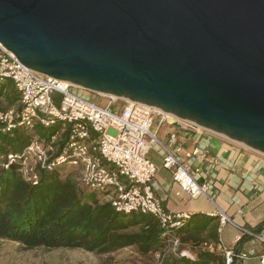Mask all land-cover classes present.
<instances>
[{
	"label": "water",
	"instance_id": "1",
	"mask_svg": "<svg viewBox=\"0 0 264 264\" xmlns=\"http://www.w3.org/2000/svg\"><path fill=\"white\" fill-rule=\"evenodd\" d=\"M24 66L264 154V0H0Z\"/></svg>",
	"mask_w": 264,
	"mask_h": 264
},
{
	"label": "built area",
	"instance_id": "2",
	"mask_svg": "<svg viewBox=\"0 0 264 264\" xmlns=\"http://www.w3.org/2000/svg\"><path fill=\"white\" fill-rule=\"evenodd\" d=\"M7 81L17 91L21 108L0 112L1 132L11 133L17 128L34 132L38 126L50 128L57 124L62 129L48 141L33 140L21 154L0 153V170L18 165L24 180L32 185H38L41 171L78 170L79 184L88 191L105 194L106 202L116 211L148 214L158 221L165 242L163 249L155 253L156 264H164L171 256L195 260L181 250L177 234L191 214L167 212L163 208L155 195L159 169L149 154L152 150L159 152L163 167L171 171L174 182L191 198L211 197V186L201 183V173L193 169L194 160L207 153L204 146L187 153L184 160L180 149L164 144L154 129L157 114H166L143 104L109 97L107 106H99L69 82L27 68L0 43V88ZM120 101L126 104L117 109ZM63 134L66 140L59 152ZM121 178L126 179V184ZM215 215L222 227L231 222L220 209ZM242 232L264 243V234L246 229ZM204 247L211 253H222L224 264L249 258L236 254L222 242L205 243Z\"/></svg>",
	"mask_w": 264,
	"mask_h": 264
},
{
	"label": "trees",
	"instance_id": "3",
	"mask_svg": "<svg viewBox=\"0 0 264 264\" xmlns=\"http://www.w3.org/2000/svg\"><path fill=\"white\" fill-rule=\"evenodd\" d=\"M11 89L9 81L3 83L0 98L15 101ZM61 129L62 125L57 124L50 128L38 126L34 132L22 128L11 133L0 131V153L21 154L33 140L48 141ZM65 140L63 134L59 152ZM65 174V168L41 171L38 185H32L24 180L18 165L0 170V240L18 242L28 249H81L97 254L137 247L148 255L163 249V230L153 216L118 212L111 203L102 202L105 194L88 191ZM202 219L191 215L177 233L181 250L195 260L171 256L164 264H224L222 253H211L202 243L192 251L185 248L186 241L194 239L190 231L205 229Z\"/></svg>",
	"mask_w": 264,
	"mask_h": 264
},
{
	"label": "crops",
	"instance_id": "4",
	"mask_svg": "<svg viewBox=\"0 0 264 264\" xmlns=\"http://www.w3.org/2000/svg\"><path fill=\"white\" fill-rule=\"evenodd\" d=\"M11 85L15 101L9 102V109L18 110L21 108L19 95ZM125 104L122 102L116 108L120 109ZM154 129L164 144L171 149H180L184 160L185 155L196 148L204 146L207 149L205 157L194 160L193 169L201 173V183L211 186V197L197 199L191 198L174 182L171 171L163 167L158 151L152 150L149 154L159 169L155 178V195L163 208L167 212L197 215L199 220L205 217L200 222L205 229L190 231L189 235H193L194 239L186 241L187 251L195 249L198 243L216 245L222 242L236 254L249 256L235 264H261L264 243L244 236L242 229L255 233L260 230L258 233L264 234V228H261L264 224V154L167 115L157 114ZM121 181L126 184V179L121 178ZM106 201L104 196L102 202ZM217 209L223 211L231 222L222 227L215 215ZM208 217L211 219L208 220Z\"/></svg>",
	"mask_w": 264,
	"mask_h": 264
},
{
	"label": "rangeland",
	"instance_id": "5",
	"mask_svg": "<svg viewBox=\"0 0 264 264\" xmlns=\"http://www.w3.org/2000/svg\"><path fill=\"white\" fill-rule=\"evenodd\" d=\"M93 103L107 106L108 97L84 91ZM121 101L117 106H120ZM1 110L9 109L6 97L0 98ZM10 110V109H9ZM68 127L66 125L65 129ZM66 176L79 181V171L65 168ZM156 254H143L137 247L122 249L110 254L90 253L81 249H28L18 242L0 240V264H156Z\"/></svg>",
	"mask_w": 264,
	"mask_h": 264
},
{
	"label": "bare ground",
	"instance_id": "6",
	"mask_svg": "<svg viewBox=\"0 0 264 264\" xmlns=\"http://www.w3.org/2000/svg\"><path fill=\"white\" fill-rule=\"evenodd\" d=\"M131 103V102H130ZM165 114V113H164ZM166 115H168V114H166ZM169 117H172V118H176V117H174V116H172V115H168ZM177 119V118H176ZM197 126V125H196ZM199 127V126H198ZM202 128V127H201ZM247 147V146H246Z\"/></svg>",
	"mask_w": 264,
	"mask_h": 264
}]
</instances>
